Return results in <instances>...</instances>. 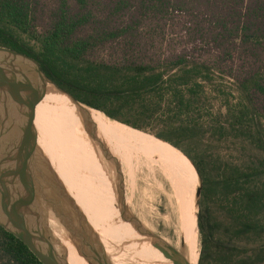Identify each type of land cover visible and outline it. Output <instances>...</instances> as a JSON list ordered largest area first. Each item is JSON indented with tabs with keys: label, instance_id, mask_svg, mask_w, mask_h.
Instances as JSON below:
<instances>
[{
	"label": "trees",
	"instance_id": "obj_1",
	"mask_svg": "<svg viewBox=\"0 0 264 264\" xmlns=\"http://www.w3.org/2000/svg\"><path fill=\"white\" fill-rule=\"evenodd\" d=\"M180 18L193 48L168 47ZM0 47L36 61L82 105L159 140L117 129L133 143L179 156L171 145L193 164L198 264H264V0H0ZM137 154L169 172L184 204L187 184ZM0 264L41 263L0 226Z\"/></svg>",
	"mask_w": 264,
	"mask_h": 264
},
{
	"label": "water",
	"instance_id": "obj_2",
	"mask_svg": "<svg viewBox=\"0 0 264 264\" xmlns=\"http://www.w3.org/2000/svg\"><path fill=\"white\" fill-rule=\"evenodd\" d=\"M25 66L31 71L24 69ZM47 83L74 104H81L49 81L36 61L0 47V226L24 243L41 264H68L65 253L61 250V243L59 245L56 241L51 227H47L45 211H42L43 201L65 228L64 238L86 264H111L100 238L91 229L84 214L38 148L32 116L35 106L45 95ZM103 115L113 122L136 130ZM90 130V139L101 144L96 138L95 128ZM101 152L116 174L118 203L115 207L120 212V220L132 225L140 237L148 239L150 246L169 264H189L181 252L185 249L184 236L180 237L178 249L144 229L137 219L127 214L118 162L107 154L103 146ZM191 165L193 166L192 163ZM193 169L198 179L194 206L198 207L202 181L194 166ZM34 171L39 174L38 177L34 176ZM45 173L56 183L60 195L68 202L71 215L63 211L61 204H55L53 199L45 197V188L48 187V184H44ZM72 217H75L76 222Z\"/></svg>",
	"mask_w": 264,
	"mask_h": 264
},
{
	"label": "bare ground",
	"instance_id": "obj_3",
	"mask_svg": "<svg viewBox=\"0 0 264 264\" xmlns=\"http://www.w3.org/2000/svg\"><path fill=\"white\" fill-rule=\"evenodd\" d=\"M24 69L31 71L28 66H25ZM45 89V95L35 106L32 116L33 122L35 119L37 120L38 133L40 135V140L38 141L36 139L38 148L40 149L41 154L48 159L50 167L54 170L62 185L66 188L67 193L76 202L77 206L84 214L91 229L100 238L110 260L116 264L112 250L114 249V245H117L119 247L121 246L120 248L126 246V254L130 255V257L135 255L134 259L141 264H169V262L166 261L158 251L150 246L148 239L140 237L132 225L120 220V212L115 207V199H117L118 196L114 180H112L114 188L112 189L113 195L109 193V196L111 197L110 200L106 197L102 186L99 183H94L93 179H90L86 175L87 172L77 171L68 165H64L65 168L61 169L56 165L51 164L53 157L52 153L56 143L55 134L59 142L61 141L65 146L83 145L82 147L84 148H90L91 153L97 155L99 159L102 157L100 160L106 165V168L111 173L112 179H114V170L104 159L101 152L103 146L104 149H106L107 154L114 157L120 163L124 176L125 197L127 203L128 196H132V193L134 192L135 166L136 163L139 162V159L137 150L133 148L130 140L124 137L118 130H121L130 136L136 135L146 138L148 137L136 130H132L109 120L102 113L94 109H90L82 104H74L69 98L50 87L46 86ZM39 113H42L40 117ZM90 128H95L96 138L101 141V144L100 142H95L90 139ZM80 147L81 146H79L78 149H81ZM94 150L98 151L101 157ZM184 164H186L185 166L188 169V173L185 172L186 176L193 179V194V190L197 188L196 176L187 163L185 162ZM37 170L40 169L37 168ZM92 175L95 178H98V174L92 173ZM34 176L38 177L39 174L35 172ZM44 179V184H48V187L50 188L49 195L47 196L53 199L55 204H61L63 208H69L68 202L60 195L56 183L49 176L46 180V175H44ZM44 193L46 197V192ZM45 207L44 211L48 208L47 206ZM94 209L96 213L93 212ZM99 212L100 216L103 215V225L107 229L109 227L108 220H110V227L114 231L115 244L113 246L106 247L102 241L103 239H101V223L98 221V218L100 217ZM142 226L145 227L143 223ZM196 226V207L194 206L193 200H191L188 221L184 229L185 253L189 264H198L197 254L195 253L194 255H191L188 250V238ZM47 227H50L48 223ZM51 229H53L52 226ZM54 236H56L55 238L59 245L61 243L62 249H60L65 253L68 264H86L82 258L78 256L73 246L67 242L64 236L58 234L57 229L55 230Z\"/></svg>",
	"mask_w": 264,
	"mask_h": 264
},
{
	"label": "rangeland",
	"instance_id": "obj_4",
	"mask_svg": "<svg viewBox=\"0 0 264 264\" xmlns=\"http://www.w3.org/2000/svg\"><path fill=\"white\" fill-rule=\"evenodd\" d=\"M186 24H187L186 19L180 18L176 20L170 27L167 28L166 34L169 39L167 40V43H169L168 47L170 49L180 50L183 48L189 49L194 47L196 43L194 42L195 37L192 35L190 30L187 29ZM41 114L42 113H39V117L41 116ZM36 122L37 120L35 119L34 126L36 129V139L39 141L40 135L38 133V126ZM141 134L147 136L148 138L155 139L144 133ZM54 136L56 137V143H55L54 151L52 153L53 157L51 160V164H54L61 169L65 168L64 165H68L76 169L77 171L85 172V173L87 172L86 175L90 179H93L94 183H99L104 189L106 197L111 200L109 193L113 195L112 189H114L112 180H114L116 191L118 190L115 172L113 171L114 179H112L111 173L106 168V165L97 157V155L91 153L90 148L88 147L84 148L82 147L83 145H79L81 146L80 147L81 149H78L79 146L76 145L65 146L64 144L61 143V141L59 142L55 134ZM155 140L159 141L157 139ZM130 143L132 144L135 150L148 153L152 156L159 158L164 163L168 164L171 168L172 174L176 177H179L182 180V182L186 183L188 186L187 191H185L186 196H185L184 204L181 201L177 202L178 194L176 193V190L174 189V186L171 183L169 172H167V170L164 171L159 167L152 166L150 163L145 164L144 161H139L136 163L135 166L134 192L132 193V196H128V202L126 203V211L129 216H132L135 219H137L141 223V225L143 223L145 225V227L143 226V228L149 231L150 233L157 235L159 237L160 236L167 237L168 239L171 240V242H173V243H168V242L167 243L177 248L178 244L180 246V241L178 240L177 235L179 236V239L181 236H184V229L188 221V214L191 205V200H193V203L195 200L196 189L193 190V194H192L193 179L186 176L185 172L188 173V169L185 166L186 164H184L185 163L184 159L181 153L175 150L174 148L173 149L179 154L182 160L175 153H170L167 151H158L151 147L135 144L132 141H130ZM163 143L167 144L165 142ZM94 151L99 156H101L100 153H98V151L96 150ZM118 165L122 175L123 189L125 196L126 192H125L124 176L119 162ZM40 169L43 170L41 164H40ZM92 173L98 174V178H95L92 175ZM45 175L47 180L48 175L46 173ZM45 192H46V196L49 195L48 187L45 188ZM115 201L117 204L118 203L117 199H115ZM41 203H42V211H43L44 208H46L45 207L46 205L43 204L42 201ZM58 208L59 207H57V209ZM63 211H66L68 212L69 215H71L70 210L68 208L64 207ZM198 211H199V207H196V214L198 213ZM93 212L96 213L95 209L93 210ZM174 213L177 215L175 216ZM99 216H100V212H99ZM44 217L47 223L49 224V226L50 227L52 226L53 228L52 230L54 232L53 235H55L56 229L58 234L66 235L65 228L60 223L58 218H56L52 214L49 208L45 209ZM72 218L74 219L75 217ZM74 221L76 222L75 219ZM98 221L99 223H101L100 235H101V239H103L102 241L104 242L106 247L113 246L115 244L114 231L110 227L109 224L110 220H108L109 230L103 225V215L98 218ZM175 226L177 227L176 228L177 233H175ZM120 247L114 245V249L112 250V254L114 256V260L116 264H141L139 261L134 259L135 255H132V257H130V255L126 254L127 252L125 248L126 246H122V248ZM197 248H198V252L196 256L197 259H199L200 241H199L198 228L196 226V228L193 230L192 234L188 238V250L191 255H194L196 253ZM181 252L186 258L185 249L181 250ZM108 259L111 264H114L109 257Z\"/></svg>",
	"mask_w": 264,
	"mask_h": 264
}]
</instances>
